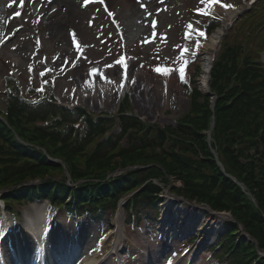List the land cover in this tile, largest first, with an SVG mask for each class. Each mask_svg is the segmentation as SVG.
<instances>
[{
    "label": "trees",
    "instance_id": "trees-1",
    "mask_svg": "<svg viewBox=\"0 0 264 264\" xmlns=\"http://www.w3.org/2000/svg\"><path fill=\"white\" fill-rule=\"evenodd\" d=\"M263 8L259 5L239 22L235 33L241 37L231 33L223 40L211 82L212 90L218 94L212 146L226 172L246 185L256 204L237 183L224 176L214 161L202 133L211 121L209 98L197 89L192 92L190 110L177 119L176 125L160 127L142 124L138 118L128 116L123 107L115 114L98 116L84 108L57 106L51 96L33 103L11 77L7 78L5 107L0 109L7 121L0 119V188H9L4 199L20 200L28 192L61 201L62 196L74 191L79 200L82 195L102 198L114 193L117 197L137 189L128 205L133 204L137 215L140 212L148 216L156 209L159 187L152 181L144 183L152 177L166 179L169 175L182 180L176 191L184 197L206 202L215 210L230 211L264 249V73L244 49L245 42L252 41L258 33L252 25L245 29L246 20L253 19ZM241 40L246 41L240 44ZM38 119L49 120V125H35ZM79 119L81 126L76 130L72 122ZM114 123L118 124V131L106 135ZM14 132L28 144L16 141ZM42 148L65 164L72 181H86L69 187L62 164H49ZM131 166L137 167L127 169ZM118 168L126 170L110 181H100ZM34 179L40 183L16 186ZM237 222H227L233 229L226 236L228 242H234L230 234L237 230ZM227 244L230 243L222 245L221 250ZM231 248L233 261L258 258L256 264H264V256L259 258L255 254L251 238L242 239Z\"/></svg>",
    "mask_w": 264,
    "mask_h": 264
},
{
    "label": "rangeland",
    "instance_id": "rangeland-1",
    "mask_svg": "<svg viewBox=\"0 0 264 264\" xmlns=\"http://www.w3.org/2000/svg\"><path fill=\"white\" fill-rule=\"evenodd\" d=\"M36 1L29 0L23 15L15 18L11 23L9 20L3 23L4 18H0V108L4 109L6 102L3 93V89L7 87L4 77L10 74L16 79L15 82L21 88L23 95L29 100H33L36 96L39 97L38 95L46 90L45 92L54 94L59 102L70 105L78 103L94 113L100 111L114 112L119 108L120 100L127 97L126 107L128 111L143 117L148 123L165 126L167 124L173 125L176 118L187 109L191 94L190 87L197 86V77L201 76V73L199 74L194 67L195 65L203 67L200 58L204 57V46L207 42L204 37H200V45L197 48L195 43L197 39L192 36L186 37L187 25L193 23L196 27L201 28L204 20L195 15V10L203 8L211 0H128L129 5L135 9L125 20L128 27L130 26L126 33V47L120 45L116 32L97 7L86 8L82 5V0H59L62 4L60 6H54L56 0L55 2L52 0ZM111 1L114 0H107L109 6L112 5ZM220 1L228 4V6H234L238 3V0ZM17 2L18 0H0V16L3 12L2 5L4 3H8L6 9V13H9L6 16L8 17L11 13H15ZM219 17L223 19L224 12H220ZM61 22H64V25H61ZM60 25L63 33L58 32ZM137 30L140 31L135 33ZM233 34L236 37H241L235 31ZM244 41L241 40L240 43ZM255 45L256 48H260V44L255 43ZM66 47H69L71 52L66 57L70 60L73 52L79 53L81 65L70 69L64 68L61 57H57V53ZM181 47L189 49L188 56L195 57L197 54L196 59H194L195 62L187 68L188 78L182 82L179 73L173 72L169 87H166L162 83L163 76L153 69L157 66L178 68L179 63L177 61L180 58L179 50ZM247 47H251V41H248ZM125 49L129 53L130 61L125 95H120L119 87L116 85L105 92L102 90L104 80H108V77L115 72L119 55ZM254 50L252 48L250 51L254 52ZM182 60L183 58L180 62ZM94 68L99 74L86 80L85 76L90 75ZM137 68L141 71H138ZM142 72L144 76L140 78ZM79 75H83L84 78H80ZM85 80L93 81V83H88L85 86ZM43 84L47 85L43 87L41 92L38 91ZM146 84H148L145 93L146 98L141 95L139 104L134 97V88L139 87L140 90L144 89L145 91ZM89 86H95L96 89L92 91ZM33 88L37 90L35 93L31 92ZM120 97L121 99H119ZM172 182L173 185L179 186V182L175 180ZM160 185L164 190L169 189L175 194L174 188L169 183L162 182ZM48 203L49 200L40 201L37 198L33 201L30 200V202L22 199L13 203L12 206L16 213L21 214L23 212L25 216L35 218L40 209ZM102 205L100 204L98 207L100 208ZM48 207L50 208L49 205ZM11 213L14 212L11 211ZM72 216H77V218ZM20 218L23 219L22 216ZM90 218H92L91 222ZM94 219L98 218L92 216L88 218L63 211L59 217L61 226L57 228L56 231L58 232L55 234L56 241L64 247L66 239L69 238L66 247L70 248L72 238L64 235L71 230L70 225L74 231L75 224H80L81 229L89 225L91 229L96 231L99 230L101 223L98 220L94 221ZM206 219L210 222L214 220H209L208 213ZM111 222H115L113 230H116V220L111 218ZM142 222L140 224L142 226L134 227L132 225L126 228L123 241L127 239V251L123 254L122 252L117 254L125 258V264H143L140 249L144 244L139 239L142 234ZM59 235L60 240L58 239ZM115 236L116 233L112 235L105 251L98 257H102L111 250L109 245ZM147 236L150 237V239L148 238L149 243L150 241L154 244L159 243L155 232L151 234L147 232ZM234 237L236 240L240 238L238 233H235ZM212 245L206 247L204 254H202L204 256L202 264H227V261H231V258L228 259L221 253L215 255ZM120 247L119 249H121ZM117 255L108 257L104 264H118ZM211 255L215 256L216 262L211 259Z\"/></svg>",
    "mask_w": 264,
    "mask_h": 264
},
{
    "label": "bare ground",
    "instance_id": "bare-ground-1",
    "mask_svg": "<svg viewBox=\"0 0 264 264\" xmlns=\"http://www.w3.org/2000/svg\"><path fill=\"white\" fill-rule=\"evenodd\" d=\"M111 4L114 5V9H117L118 5L119 6L124 5L126 7V9L128 10V13H125L122 10H119L118 13H117L118 17L120 19H122L124 27H126V29L128 31V24L125 23L124 20H126L128 18V16L131 15V11L134 10L135 8L128 5V0H114V1H111ZM60 5H62V4H60L59 0H56L54 6H60ZM239 8L240 7H234L230 11H227V13H228L227 19L229 20V18L232 16V14L237 12ZM219 9H221L220 6L216 8V10H219ZM60 24L64 25V22H61ZM61 25L58 28V32L59 33H63V29H62ZM224 29H225V25L224 24H223V26H220L219 28H217V30L213 32V34L210 36L208 42L204 46V53H203L204 57L201 59L202 60V66H203L202 77L200 78L201 87H202L203 84L205 85L207 69H208V66H209V59H210L211 54L213 53L215 47L217 46V42H218V39L220 37V34L223 32ZM63 52L65 54H69L68 53L69 50L63 49ZM137 70L141 71V69H138V68H137ZM140 75H141L140 78H143L144 73L142 72ZM79 77L80 78H84L83 75H79ZM91 77H92L91 75H86L85 79L89 80ZM126 77L124 78V72H123V69L121 68V65L120 64H119V66L116 65L115 66V72H113L112 76L108 77L109 78L108 80L104 81L105 85L103 84V86H105L104 88L106 90H108L109 86H113L112 84L116 83V87H120V89H121L122 84L120 82H123V84H124V80L123 79H127ZM86 80L84 81V83L87 85L88 81H86ZM169 80H170V74L168 76H166V78L164 79V83H165L166 86H169ZM107 81H110V82H107ZM147 86H148V84H146L145 91H144V89L140 90L139 87L136 88V89L134 88V97L136 98V100H137V102L139 104H140L139 99H140L141 95L143 96V98H146V94L145 93H146ZM94 88L95 87L93 86L91 89L93 90ZM169 209H171V206L168 205V203H167V205L164 208V212H167L166 220L162 221L161 225H160L161 232L163 234L167 232V234H168V236H164L163 237L164 245L162 246V249H161V252L164 253L163 257H165L167 255V252H169L170 247L173 246L175 244L176 240L179 238L178 232L179 231H185L186 232L189 229L187 227L191 226L192 223H193L192 220L190 219V217H189L190 215L188 213L175 211L174 214H172V213H170L171 210L168 211ZM46 211H47V208H46ZM46 211L45 210L42 211V213L40 214V218L38 220L27 222V227H28L29 231H31L33 234H35V236H37V234L39 233V227H41L40 226L41 225V221H43L46 218L45 217ZM179 215L185 217V219H186L184 221L185 224L181 223L182 219H181V217H178ZM119 219H120V216L118 217V220ZM7 224L8 223L6 222V225ZM83 226H85V225H83ZM184 226H186V229H182L181 230V228H183ZM200 227H201V223L199 224V226H197L198 230H200ZM206 230L211 232V229H209V228H206ZM82 233H84V235H87L88 237L90 235L94 234L91 228L89 230L85 229V228L81 229L80 225H77L76 226V234L80 235ZM205 234L203 235V239L204 240L206 238ZM122 236H123V233H122V231L119 230L118 233H117V239H116V241L113 244V248L114 249H117V245L120 244V241L122 240ZM46 237H47V235L44 236V239H41V242L38 240L39 244L41 245L40 246L41 249H45L46 250V252H44V254H43L44 264H45V260H46V262L48 264H71L70 262L68 263L66 260L62 259L61 255L58 252H55V251H53L51 249V246H52L51 243L52 242H56L58 244H61V243L57 242L56 241L57 239L55 237L50 236V238H49V235H48V239ZM59 237H60V235L58 236V239L60 240ZM37 239H38V237H37ZM58 244H56V245H58ZM66 246H67V239H66V243L64 245V248ZM26 251L27 250H25V246L22 245L20 243V241H19V252H20V260H21L20 264H29L30 263L29 260H25ZM93 253H92L91 256H86V258L83 259L84 262H82V264H100L99 263L100 260H97L95 258V256L93 255ZM113 253L116 254L117 250H114ZM103 259L106 260V258H103ZM9 263L12 264L11 261ZM176 263H178V262H175V263L173 262L172 264H176ZM145 264H159V263H157V261H152V260L149 259L148 262L145 263ZM188 264H193V261L191 263L189 261Z\"/></svg>",
    "mask_w": 264,
    "mask_h": 264
},
{
    "label": "snow or ice",
    "instance_id": "snow-or-ice-1",
    "mask_svg": "<svg viewBox=\"0 0 264 264\" xmlns=\"http://www.w3.org/2000/svg\"><path fill=\"white\" fill-rule=\"evenodd\" d=\"M88 3V0H85V6L87 5ZM227 7V6H226ZM200 10L197 9V12H199ZM188 29L190 30L189 32L186 33V37H190L193 35V33H195L196 36L198 37H204L205 33L203 31H200V30H197V29H193V26L191 24H189L188 26ZM73 35H75L73 33ZM196 45H197V48H199V45H200V41L199 39H197L196 41ZM189 49L188 48H183V49H180V58L178 59V63H179V67L178 68H175V67H170V66H157L153 69V71H155L156 73L162 75V76H168L169 74L173 73V72H178L179 73V77L181 79V81L183 82L185 80V68H186V65H187V61H183V62H180L181 59L183 58V56L188 53ZM117 63H121L123 64V61L122 60H118ZM126 67V66H125ZM99 73L97 71V69H92L90 75L95 77L97 76ZM103 78V77H102ZM87 83H93V81H88ZM41 90V89H38V91Z\"/></svg>",
    "mask_w": 264,
    "mask_h": 264
}]
</instances>
